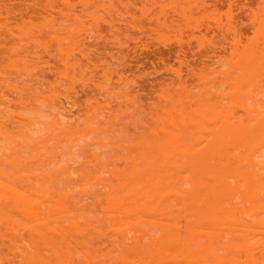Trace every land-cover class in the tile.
<instances>
[{
	"label": "rangeland",
	"instance_id": "1",
	"mask_svg": "<svg viewBox=\"0 0 264 264\" xmlns=\"http://www.w3.org/2000/svg\"><path fill=\"white\" fill-rule=\"evenodd\" d=\"M43 1H44V3L42 4ZM72 1H74V2H72ZM34 2H36V5L37 4L38 5L35 6ZM122 2L125 5H123ZM84 3L87 5H85ZM127 3H129V4H127ZM261 3H263V4H261ZM18 6H20V7H18ZM28 6L30 8H25ZM48 6H49V8H48ZM36 7L38 9H36ZM134 8H136V9H134ZM12 9H14V10H12ZM34 9L36 10V12L34 11ZM105 9L109 10V11H106ZM147 9H148V11H147ZM90 13H92V14H90ZM5 14H6V16H5ZM48 14H50V15H48ZM77 14L79 15V17ZM143 14H144V16H143ZM183 14H184V16H183ZM119 15H121V16H119ZM82 17H83V19H82ZM77 18H78V20H77ZM92 18H93V20H92ZM110 18H111V20H110ZM20 19L21 20L23 19V21L21 23H20ZM101 19L103 21H101ZM33 22H35V24ZM262 23L264 24V0H208V1H206V0H150V1L149 0H123V1L122 0H109V1L108 0H86V1L85 0H47V1H45V0H0V69H1L0 70V72H1V74H0V90H2L0 92V97H2V98H0L1 99L0 101L2 103V104L0 103V118H1L0 121H2L0 126L2 125L3 129L5 128V130L2 129L3 131H1V128H0V131L4 133V131L7 132V130H8V132H9V133L5 134L6 140H3V141H5V143L4 142L0 143V152L1 151L6 152V154H5V152L0 153L2 155L1 160H4L5 158H8L10 155H13L17 152L19 154H21L22 152L20 153L19 150L22 149L24 146L26 148H28L27 145H25V143L24 144H23V142L19 143V141H18V140L21 141V139L22 140L24 139L23 141H25V138H22L25 135L18 137L17 135H19V133L17 135L16 134L14 135V133H13L14 136L12 135L13 136L12 138L8 137L9 136L8 134H12L11 132H13L15 129H17V127H19V125H18L19 122H20V125L23 123L22 126H24L26 122L28 123V125L30 124L28 121H26V119H24L26 122H24V120L22 119V118H24L23 115L28 113V112L26 113V110H28V109L30 110L31 105L33 104L32 107L35 106V108L33 107L34 110H36V107H38L37 109L39 110V112H41L42 110H40L41 108H39L38 103L39 102L41 103L43 101V103L40 104L42 106V109H43L46 104L48 105L52 101V105L51 104H50V106L48 105L51 110H53L51 107H53L57 104H58V106L55 107L57 109H55L53 107L55 109V111L54 112L51 111L50 115L52 117V114L56 113L55 115L57 116V118H60V120L57 119L58 120L57 121L56 116L54 115L55 118H53L54 116L52 117L54 120L52 119L50 121V123L46 121V120H48V121L50 120L48 118L49 115L44 114V112L47 113L48 111H50V109L47 110L48 106L46 105V110L44 109L43 115L46 116L44 121H46L48 123V125L46 124V122L45 123L43 122V119H42L43 117L40 118L42 121H39V122H42V124L43 123L44 124L39 126L40 132H37V133L45 132L46 131L45 129L48 130L47 127L50 126L48 133L50 131H51V133L54 132V131H52V128H53V130H55L57 132V135H58V133L60 132L59 130H61V127H65L67 125L66 127L69 128V130H68V128L65 127L67 131L64 129V131L62 132L64 134H66L65 136L62 135L60 132V135H62L63 138H59V137H61L60 135L59 136L55 135L56 132H55V134H53L51 136L52 140L49 139L50 138L49 134L47 136L48 137L47 140H51L52 142L54 140L53 138L56 137L54 140L55 142H53V144L54 143L56 144L57 139H58L57 144L58 145L62 144L64 146L63 149L65 150V152L67 150V152L65 154L62 151V149H59V147L56 145H53L54 148L56 149V154H53V152H55L53 147H51V149H49V151L52 150L51 152H49V153L47 151L44 152V149L45 148L47 149L48 147L44 148V146H45L44 140L45 139L44 140L41 139L44 146L41 145V152L40 153L43 156L41 155L42 158L40 157V159H42L40 163L42 164V166L44 168H42L40 163H39V166H41L40 167L41 169L39 168V166H38V168L40 169V171H42V169L45 170V168H46L47 173H48V169L50 170V172H49L50 174L48 173V178L49 177L54 178L53 182L50 183L51 182V179H50V181L46 180L47 182H45V183L47 185L52 184L51 188L53 190L48 189L47 185L44 184L45 188H44V186H42L45 190V192H44L42 187H40L37 184V183H39L40 185H42L41 182L44 183V181L36 182V180H40V179H38V178H40V176L37 177V179L35 177H33V178H35V180L34 179L32 180V178H31L32 175L34 176V174L37 175L41 172L39 170H37L38 169L37 165H35L36 167L34 166L35 169L37 170L36 172H33L34 171L33 169L30 170V168L33 167V165L31 163H33L34 161L32 160V161H30L31 163L30 162L28 163L27 162L28 159L23 160V159H25L23 156L24 153L21 154L23 161L22 160L20 161L18 159L16 160V158H17L16 155H15V157L13 155L14 159H12V160H16L15 162H17V164H15V166H17L20 171L21 170L23 171L21 174H23V173L26 174L25 177L24 176L23 177L24 178L28 177L29 179H31L30 182H28V181L25 182L26 183L25 190L28 191V189H29L28 186L31 185V187H32L31 182L35 181L34 183L37 185V187L39 186L40 188H37V187L35 188L34 187L35 185L33 183V187H34L33 189L34 190L39 189V191L43 190V193H46L47 197L53 196L54 192L56 191L55 194L57 196H59V198H61L59 195V194H61L60 190L62 189V194H63L64 192H66V190H68V188H70L67 191V194H70L72 196L74 194L75 195V197L73 196L74 198H76V197L79 198V196H80V197H82V200L90 202V201H92V199L94 197H92L88 193L92 192L93 194L92 193L91 194L94 196V193H96V192H94V190L97 191L99 189L98 191H100V193L99 192H97V193L101 194L103 191V188H105V187H103V188L100 187V185H102V184H99V183H97V184H99V186H96L97 185L96 183H91V185L95 184L94 187H91L92 189L90 188L91 185H89V187H88V185L84 186L85 184L80 178V175H82L81 171L84 170V168H82V167L85 166L83 164H86V166H85L86 168H89L88 165H90V167L92 165H94V167L97 168L96 163L99 161L98 164L100 163L103 165L99 164L100 166L98 165V167L104 168L108 172L113 171L117 167L123 168L124 167L122 165L123 162H124V165L127 166V163H130L129 161H131L132 159L134 160V157H136L135 154H133V155L130 154V153H134V152H132L133 151L132 146L136 147L135 151L137 153V151L142 150V148H140V147H142V144L145 143V139H146V142H147V140L148 141L152 140L151 138H149L147 136L148 134H145V133L148 132L149 136L150 135L153 136V134H156L155 136L159 137V138H160V135L164 134L159 129L160 128V126H159L160 121L158 122V120H160V117H159V119L157 117L160 116L158 114L159 109L161 110L160 106H162V108H164L165 105L169 104V103L168 104H166V103L170 99L173 101V102L169 101V102H172L171 103L172 106L170 104V106L172 108L169 106L170 107L169 109L170 110L172 109V111L168 110V108H167L168 106H167L164 109H162V112L164 110H166V111L168 110V112L169 111L173 112V114L178 117L179 115H177V114H178L179 110L177 111L176 109L180 108L182 111L180 110L179 112L181 114L183 112V114H185V116H188L190 119L191 123L189 124L188 131L189 132H196L197 135L200 136V138H198V136L196 134L195 135L197 137L194 135V133H192L196 137L194 139H196V140L198 139L197 144H196L197 141L195 142L194 139H193L194 140L193 142H195L196 146L198 147L199 143H201V141L203 140L201 143L202 145H199L198 148L193 147L194 148L193 151L196 149L198 151H200L201 150V149H199L200 146H202V148H206L205 147L206 145L207 146L210 145L211 148H213L214 151H212L209 148L210 146L207 147L209 149H207V148L202 149L203 154L206 152L205 155L214 154V152H215V154L219 155L220 152L224 151L225 147H226L228 152L230 150H236L235 148L234 149L232 148L233 145H231V144L226 145V143H223V145H222L221 143H219V141L215 142L216 139L212 140L209 138V137L212 138V136L207 135V134H213V138H215L214 136H216L217 133H222V132H217L219 129L223 130L222 128L218 129V127H220L222 125L221 122H227L228 124H231V122H232L234 124V122L231 121L232 116H236V117H234V118H237V120H238L236 123L240 122V120H241L242 122L244 121L243 122L244 124H247V122L251 120L250 122H248V124H249L248 127L244 126V128H243L242 126L244 124L243 125L241 124L242 128L240 129L239 128L240 126L238 125L236 127V129L238 130V128H239L240 131L242 129H244V130L246 129L248 131V134H245V133H247L246 130L241 131V134H243L241 136L242 137H245V136L249 137L250 136V138H252L253 141L255 140L254 143H256V144L254 146H250V145H252L253 142L251 144H248L249 146H246V147L244 146L246 149L251 150L250 152L248 150L245 151V148H243V149H241V147L237 148V149L240 148L241 151L244 150L245 152H247V153H244V156H243V154L241 156V157H243V161H244L245 160L244 159L245 154H248V155H246L247 156L246 162L244 161L245 163H243L242 160L241 159L240 160L243 164L248 163L246 166L243 165V167L245 166L248 168V170L253 172L254 169L251 168V167H253L251 165L252 164L251 162L255 161V158L259 152H261L260 156H262L264 154V148H262V147H264V142L263 143L260 142L262 139L264 140V138H263L264 137V101H263L264 98H262V97H264V92H263L264 91V78L262 77V76H264V64H263L264 63V30H262L264 25ZM25 24H26V28H25ZM261 25H263V26H261ZM53 26L55 27V30L52 29ZM29 28L33 29V30H31L33 32V34H31L30 30L28 32ZM50 28L52 31L49 30ZM58 29H59V31H58ZM77 29L80 31H78ZM16 30H17V32H16ZM36 30H38V32ZM7 31H9L10 34ZM86 31H89V32H86ZM56 32H58V34H56ZM21 33H24V35ZM50 33L52 36L50 35ZM53 33L56 35H54ZM26 34H30L31 36L32 35L33 36L31 37L30 35H26ZM90 34H91V36H90ZM10 35H11V37H9ZM33 37L35 38V40H37L38 38L40 40L41 39L42 40L40 42V40L38 39L37 41H39V42H37V44H38L37 45ZM231 37H233V38H231ZM48 38H49V40H48ZM13 39H15V40H13ZM43 39H44V41H43ZM71 39L73 40V42ZM57 40L61 41L62 43L61 42L56 43ZM17 41H19V42H17ZM24 41H26V42H24ZM49 41H50V43H49ZM47 42H48V44H47ZM214 42H216V43H214ZM9 43H11V44H9ZM242 43H243V45H242ZM13 44L15 45V47ZM56 44H57V47H56ZM58 44H60V46H62L63 49L60 48V49H62V52L65 50L64 51L65 53L63 52L62 54H65V56L67 54V56L65 58L63 57L65 59L64 61H63V59L60 60L61 56H62L61 50L58 52L55 51V50L59 49ZM21 45H22V47H21ZM88 45H89V48H88ZM12 46H13V48H12ZM7 48L8 49L12 48L13 50L9 49L10 50L9 51ZM4 49H7L8 51L7 50L5 51ZM39 50H40V52H39ZM237 50H239V51H237ZM11 51H12V55H11ZM59 52L61 55H59ZM205 52H207V53H205ZM14 53H16V55H18L20 57L19 58L20 61L17 59L18 56L14 55ZM57 53H58V55H57ZM31 54H33V55H31ZM244 54H246L247 56ZM2 55H4V56H2ZM13 55L16 56L17 58L14 57ZM30 55L32 57L29 58L28 56H30ZM255 55H257V56H255ZM6 56H8V57H6ZM246 57H248V58H246ZM21 58L22 59L24 58L25 60L21 61ZM251 58H253V59H251ZM4 59L6 60V62ZM8 59H10V60H8ZM14 59L17 60V62L14 61ZM11 61L13 63H11ZM25 61L27 62V65H26ZM65 61H67L66 62L67 64H64ZM179 61L181 64L179 63ZM243 61H245L246 63ZM22 62L23 63L25 62V63L22 64ZM39 62H40V64L38 65L37 63H39ZM258 62H259V64H258ZM59 63H61V64H59ZM78 64H79V66H77ZM15 65L17 66L16 68H15ZM260 66H261V68H260ZM10 67H12V68H10ZM78 67H80V68H78ZM246 67H247V69H246ZM197 68L199 70H196ZM256 69H258V70H256ZM111 70H113V71H111ZM23 71H25V72L29 71V72L28 73L24 72L25 73L24 74V73H22ZM176 71L178 74L175 73ZM248 71H249V73L246 74ZM87 72H88V74H87ZM201 72H202V74H201ZM5 73H7V74H5ZM254 73H256V74L254 76H252V74H254ZM140 74H141V76H140ZM176 75H178V76H176ZM197 75L198 76L200 75L201 77L199 76L200 77L199 78ZM34 76H36L37 78L30 81V79L34 78ZM209 76L211 77V79ZM26 77H27V80H29V81L26 80ZM208 77H209V79H208ZM214 77H215V79H214ZM19 78H20V80H19ZM23 78H24V80H23ZM22 80L26 83V86H24L25 85L24 82H21ZM35 80L37 82H38V80H39V82L41 81L39 86H38L39 82L37 83ZM19 82H21L20 85H19ZM27 82H29L30 85ZM42 82H43V84H42ZM69 82H71V83H69ZM129 83H130V85H129ZM260 83H261V85H260ZM33 84H35V85H33ZM21 85H22V87H21ZM48 85H49V87H48ZM219 85H220V87H219ZM50 86H51V88H50ZM54 87H55V89H54ZM201 87H203V88H201ZM18 88H20V89H18ZM251 88H252V90H251ZM257 88L259 91L257 90ZM23 89H25V90H23ZM27 89H29L28 91H30V92H28ZM39 89H40V91H39ZM50 89H52V90H50ZM201 89L203 92H201ZM10 90H12L13 92ZM55 90L57 92L55 96H57L58 94H61V95H59L58 97H55L54 96ZM25 91H27V94L25 93ZM206 91H207L208 95H207ZM213 91H214V93H212ZM17 92H19V93L23 92L24 96L21 93L19 94ZM36 92H38L39 95ZM215 92H216V94H215ZM245 92H247V93H245ZM28 93H30L33 96L32 97V98H34L33 100H35V97L37 95L39 97H40V95L41 96L43 95L42 99L43 98L44 99L50 98V99L49 100L47 99L46 101L44 99L43 100L38 99L41 101L36 100V102L38 101L36 104V102L34 103L31 98H29V99L27 98L28 100L25 99L27 102H29V100L31 99L30 100L31 102L29 105L22 98V100H24L26 102V105H27L26 106V105H23L24 102L21 100V96L26 98L27 97L26 95L30 96V94H28ZM177 94L180 95L181 97H179ZM17 95H18V97L21 95L19 97L21 100L20 105L23 103L22 105L24 107L22 105L20 106L19 104L17 106V103H19V101L17 103H15V105H14L15 100L16 101L18 100V99H16V98H18ZM34 95H35V97H34ZM62 95H64V96H62ZM38 96H37V98H38ZM182 97H186L185 98L186 100H184V98L181 99ZM219 97L221 98V100ZM172 98L177 100V102L180 99L179 100L180 104H179V102L177 103L176 101H174ZM3 99L6 101H4ZM13 99H15V100H13ZM216 99H218V101ZM204 100L207 102H205ZM7 101H8V103H7ZM212 101H213V103H211ZM160 102H161V104H160ZM182 102H183V104H181ZM231 102H233V103H231ZM190 103H192V104H190ZM203 103L208 107V111L206 109L207 107L204 106ZM238 103H240V104H238ZM103 105H105V106L103 107ZM238 105H240V106H238ZM25 106L28 109H24ZM107 106H108V108H107ZM178 106H181V107H178ZM203 106L205 108H203ZM6 107H7V109H5ZM58 107L60 109L61 108L62 109L60 110V109H58ZM238 107H240V108L238 109ZM2 108H3V110H2ZM18 108H20L23 111V112L20 111L23 113L22 117H20L21 114L19 115L17 110H16ZM202 108H203L204 112L207 111V115H206L207 118H208V116H211L212 120H211V122L209 121L210 124L211 123L215 124V125L217 124L215 121H214L215 123H213V120H215L217 115L221 119L224 118V120L222 119L223 121L221 120V122H219L221 125L219 124L220 126L217 125L215 128V125L213 126L211 124V126H210V124L208 123V125L210 126V128L208 129L209 126L205 125V124H207V123H205V121L208 122V119L210 117L207 120L204 119L206 117L204 116L205 113H203ZM245 108H247V109H245ZM90 109H92V110H90ZM7 110H9V111H7ZM14 110H15V113H12V111L14 112ZM24 110H25V113H24ZM38 110L32 111V112H37ZM56 110L58 113L56 112ZM191 110H193V111H191ZM174 111L177 114H175ZM213 111L216 113V115H215V113L213 115L214 117L216 116L214 119L212 117ZM245 111H247V112L244 114ZM32 112H31V114H32ZM250 112L252 113L251 116H249ZM254 112H255V114H254ZM8 113H10V114H8ZM29 114H30V111H29ZM48 114H49V112H48ZM222 114L225 116H223ZM162 115H163V113L161 114V116ZM221 115L223 117H221ZM1 116L3 117V119ZM9 116L11 118H13L12 119L13 122H16L18 124L13 123L12 120L9 121ZM41 116H42V114H41ZM175 116H174V118H175ZM203 116H204V118H202ZM109 117H110V119H109ZM219 117H217V118L220 119ZM249 117H250V119H249ZM25 118H27V117H25ZM28 118L30 119L31 115ZM226 118L227 119L229 118L228 121L230 123L227 121ZM234 118H233V120H234ZM5 119H6V121H4ZM178 119L179 118H177V120ZM200 119L205 120V121L204 122L202 120L199 121ZM86 120H87L86 124H88V126H90V128H91V125L93 126L92 129H95L94 132L97 129V133L99 132L98 133L99 137H98V135H96L97 134L96 132H95L96 137H95L93 131L91 132V130H90V132H89L88 131L89 127L87 128L86 124H85L86 126L83 125L86 122ZM52 121H55V122H52ZM88 121L92 122V124L89 123ZM193 121H194L195 125L192 124ZM216 121L218 122L219 120H216ZM201 122H202V125H201ZM38 123L34 124L35 125V126H33L34 129H35V127H37L36 129H38V126H37ZM57 123H62V124H60V129H59V127H58L59 125H57ZM252 123H254V125ZM15 124H16V126H15ZM80 124L83 125L82 130L78 131V129H80V127H81ZM238 124H240V123H238ZM54 126L56 128L58 127L59 130L54 129L55 128ZM119 126H120V128H119ZM156 126L158 129L156 128ZM205 126L206 127L208 126V127L206 128ZM235 126H234V128H235ZM257 126H258V128H257ZM25 127H27V125H25ZM84 127H86L87 130ZM145 128H146V131H145ZM204 128L210 130V133L208 132V130H206L207 131L206 133H203L201 129H204ZM234 128H232V130ZM27 129H30V128L28 127ZM31 129H32V127H31ZM99 129L101 131H99ZM211 129H212V131H211ZM17 130H15V131L17 132ZM20 130H21V128H19L18 132H20ZM22 130H26V129H24V127H23ZM42 130H44V131H42ZM76 130L79 132L78 133L79 135L76 133L77 136H80L81 138L79 137L76 139V137H77L75 134ZM84 130H86V131H84ZM180 130H183V129H180ZM192 130H194V131H192ZM27 131H29V130H27ZM65 131L69 132V133H71V132L74 133L75 137H74V135L72 137H68L67 133ZM81 131L82 132L84 131V134ZM103 131H105V132H103ZM183 131H181V132H183ZM234 131H236V130H234ZM238 131H237V133H238ZM22 132H24V131H22ZM29 132L31 133V131H29ZM107 132H108V134H107ZM211 132H213V133H211ZM230 132L232 133V131H230ZM242 132H244V133H242ZM46 133L47 132H45V135H46ZM81 133L83 135H86V136L84 137ZM100 133H103V137H102V135L100 136ZM104 133L106 134V136L107 135L108 136L106 137ZM183 133H185V132H183ZM80 134L83 136L84 142L87 139L86 141L88 143H90V144L86 143V145L87 144L88 145L85 148L82 147V145H84V142H82L83 138ZM87 134H89V136ZM142 134H143V139L144 138L145 139L143 141L140 138V140H142L141 141L142 143L140 142L141 144H139V142H137V141H139L138 140L139 138H137V135H139V137H142ZM144 134L147 137H145ZM158 134H160V135L158 136ZM192 134H190V135L193 136ZM238 134H236L235 137L238 136ZM71 135L72 134H70V136ZM4 136L2 139H5ZM30 136H32V135H30ZM33 136H37L36 132L33 134ZM241 136H240V138H241ZM16 137H18V138H16ZM41 137H43V135L40 136V138ZM45 137H43V138H45ZM101 137L103 138L102 140H101ZM125 137H126V139H125ZM154 137H152V138H154ZM162 137L165 138V134L162 135ZM40 138L37 139L34 137L33 139H35V140L37 139L36 140V142H37L38 140L40 141ZM220 138L222 139L221 136H220ZM236 138H238V137H236ZM240 138H238V139H240ZM257 138H260V140ZM14 139H18V140H14ZM61 139H64V141H66L67 143L61 141ZM90 139H92V140H90ZM199 139L201 141H199ZM9 140H14V146H13V143L7 142ZM71 140L74 142L72 148H71V144H72ZM134 140H137V141H134ZM16 141L20 145L22 143L24 146L22 145V147L20 146L21 147L20 148L18 146V144L17 145L15 144ZM60 141H61V143H59ZM78 141H80L81 143ZM220 142H223V141L220 140ZM6 143H7V145H10V146L12 145L14 150H15V145H16V149H17V150H15L16 152H14L13 148H12V150L8 149V148H11L12 146L11 147L6 146L7 148L3 147L4 144H6ZM45 143H47V142L45 141ZM48 143L51 146L52 143L50 141H48ZM68 143L70 144V147H69ZM218 143L222 145L220 148H224L223 150L217 151V149H220L218 146ZM26 144H28V143L26 142ZM66 144H68V147L70 148V150L66 146ZM62 145H60V147ZM139 145H140V147H139ZM193 145H194V143L192 144V146ZM228 145L229 146L231 145L230 148L228 147ZM238 145L239 144L237 143L236 146H238ZM50 146H49V148H50ZM1 147L5 148V150H3V149L1 150ZM18 148H20V149H18ZM38 148H40V147H38ZM254 148H255V150H254ZM7 150H8V152H7ZM22 150H20V151H22ZM57 150H59V151H57ZM68 150H69V152L71 151V153H73L72 154L73 160H72V158H70L71 154H69ZM80 150H83V153H81ZM256 150L257 151L259 150V152H257ZM33 151H32V153L30 150L28 151L31 153V154H29L30 156L34 155ZM24 152H25V157H26V151H24ZM35 152H36V150H35ZM79 152H80V154H79ZM252 152H255V153L257 152L256 153L257 155L252 153ZM45 153L46 154L48 153L47 156ZM67 153H68V156L69 155L70 156L69 157L67 156V158H66ZM92 153H95V154H92ZM128 153H129V155H128ZM251 153H252V155H251ZM90 154L94 155L93 156L94 160L92 158L89 159ZM200 154H202V153H200ZM200 154H198V155H200ZM240 154H241V152H240ZM63 155H64V157H63ZM87 155L89 156L88 158H87ZM109 155H110V157H109ZM130 155L132 158L130 157ZM205 155H204V159H206V157H208V156L205 157ZM253 155H254V157H252ZM44 156H46V157H44ZM119 156L120 157L125 156V158H124L125 161L122 162L121 161L122 159H120ZM200 156H202V155H200ZM260 156L257 157L258 159L256 158L257 161L259 160V158H261ZM84 157L86 158V160H85L86 163L84 162V159H85ZM129 157L131 160H128ZM250 157H252V158H250ZM10 158H12V157L10 156ZM30 158H32V157H30ZM57 158H58V160H56ZM63 158L65 160H63ZM253 158H254V160H253ZM44 159H46L45 164L47 167H45L43 164ZM66 159H67V161H69V160L70 161L67 163V162H65ZM95 159H99V160H97V162L95 163V161H96ZM126 159L128 161H126ZM200 159H201V157H200ZM204 159H202V160H204ZM29 160H31V159H29ZM60 160H61V162H60ZM76 160L78 161V163ZM92 160L94 161V164H93ZM101 160H102V162H101ZM62 161H64V162H62ZM72 161H73V163L76 162L77 164L76 163L71 164ZM205 161H207V160H205ZM249 161H250V163H249ZM261 161L262 160H260V162ZM7 162L10 163L9 160ZM20 162H22L23 165ZM48 162L49 163L52 162L51 163L52 165L48 164ZM239 162L240 161H238V163ZM260 162H259V164H257V163L256 164L257 165L261 164L262 166H264L263 165L264 161H262L263 163H260ZM61 163H63V164H61ZM203 163L205 164V162H203ZM212 163H214V162H212ZM242 163L239 166H237L238 164L236 162V164H237L236 166L238 168L239 167L241 168ZM3 164H4L3 166L5 168H7L8 166L10 167V165L6 164V162ZM5 164L8 166L6 167ZM28 164H29V166H31V165L32 166L29 168V166L27 167ZM37 164H38V162H37ZM53 164H58V165H55L54 167H52ZM64 164L66 165L65 167H64ZM79 164H81V166H79ZM211 164H207V166H209ZM67 165L71 166V167H67ZM76 165L78 166L77 171H76V168H75V170H73V168L76 167ZM48 166H50V167H48ZM57 166L62 167V169L64 170V174L66 172V170L64 168H66V169L70 168L69 172L71 170H73L74 174H72V171L70 172L71 176H74L72 178L73 182L70 181V182H72V184H70V182L68 181L71 176L69 178L66 177L67 174H69V172L67 171L68 173H66V176H65V175H63V172H62L63 170L61 171V169L58 168ZM17 167L15 169L13 168V170L18 171ZM56 167H57V171H59V172L61 171L60 175H58L59 173L56 171V169H55ZM80 167H81V171H80ZM94 167L92 169H95ZM245 167H244V170H247V168L245 169ZM52 170L55 173V174H53V176H52V173H53ZM241 170H243V169L241 168ZM254 172L256 173L257 171L254 170ZM261 172L264 174L263 170H261ZM28 173H29V175L31 174L30 177H29V175L27 176ZM260 173L258 172L255 175H257V174L260 175ZM262 173H261V175H262ZM19 174H20V172H19ZM104 175L106 178L110 177V175L107 173H104ZM59 176L62 178H60ZM55 177L56 178L58 177V178L62 179L63 181L59 180L58 178L56 180ZM63 177H65V178H63ZM258 178L260 179V182H258L259 181ZM41 179H44V178L41 177ZM64 179L66 181H64ZM253 179H252V182H253ZM255 179H256V176H255ZM261 179H262L261 176L257 177V180H255L256 184L253 185V188H255V186L258 184H259L258 186L261 185V188L264 186V184H263L264 183V177H263L262 181H261ZM57 181H58V183H57ZM255 181H254V183H255ZM62 182H64L63 184L67 188V189H65V191H64V187H61V186H63V184H61ZM66 182L69 183L70 187L67 186ZM78 182H80V183H78ZM53 184H56V185H53ZM57 185H58V187H60L58 189L59 191L57 190V187H56ZM71 185H74L73 191H72ZM258 186H256V187H258ZM31 187H30V189H32ZM96 188H98V189H96ZM101 188H102V190H101ZM259 188L260 187H258V189ZM33 189L31 191L29 190L28 192L31 193L33 191L34 193L36 192V195H39V197H40V195L42 197L44 196V194L42 195V193H40L41 191L38 192V190L34 191ZM87 189H91L90 192ZM262 189H264V187ZM70 190H71V192H74V193H71ZM255 190H256L255 193H257V189H255ZM81 191L83 194L79 193ZM85 191L88 193L84 194ZM241 191H243V190H241ZM259 192L261 194L260 193H258V194L261 195V199L263 200L261 203H263L264 197H262V194L264 193V190L259 191ZM80 194H82V196ZM57 196H55L54 198L57 199L56 198ZM89 196L92 198H90ZM255 196L258 197L257 194H255ZM98 199H102V198L100 197ZM257 199H260V196ZM261 199H260V201H261ZM68 200H70V198ZM238 202H240V201H238V199H236V209L235 210L237 212V214H236L237 222L239 221L240 223L238 222L239 226H237L235 233H237L239 230L241 231L242 228L245 226L246 227L249 226L251 228V230H249L250 232L252 231V233H256V231L254 232L253 230H256V229L259 230L257 228V226L259 223L258 221H260L259 218H262V219L264 218V212H263L264 211V207H263L264 205L263 206L260 205L262 208L260 206H258V209H255L256 212L260 210L259 213L258 212L252 213L251 212L252 209L250 207L252 204H250V202H245L250 207V208H248L247 205L245 206V208L246 209L248 208V210H246L245 208L240 209L242 206L239 208V205H242L243 201H242V204L237 205ZM243 205H245V204H243ZM254 208H256V207H254ZM261 209H262V211H261ZM244 210L246 211V213L244 212ZM255 210H253V211H255ZM247 211H249L250 213ZM243 212H244V214H243ZM260 213H263V214H260ZM250 214H252V215H250ZM254 214L255 215L259 214V216L257 217L259 220L258 219L255 220L256 216ZM245 215H247L246 218H245ZM252 219H254V220H252ZM255 221H256V223H255ZM262 221L264 222V220H262ZM241 222H242V225H241ZM263 222H261V223H263ZM248 224H250L251 226ZM255 225H257L256 228H255ZM3 228L5 229L4 226L0 227V230L1 229L3 230ZM262 229H264V228H262ZM240 231H239V233H241ZM244 233H245V231H244ZM257 233H261V230H260V232L257 231ZM253 236H251V237L245 236L246 238H243L244 243L247 240V242H246L247 243V246H246L247 249H245V248L243 249V251L246 253H243V251L241 250L240 251L241 253L237 251V252H235L236 253L235 255L233 254L234 259L235 260L237 259L236 261H238L242 258L240 261H238L240 264H242L241 262H243V261H244L243 264H255V263L256 264H258V263L264 264V250L262 249V247L264 246V242H262V241H264V239L260 238V240H259L258 237H260L261 236L260 235L257 237L258 240L255 237L252 240ZM250 239L252 240L251 241L252 243L255 240L254 244H253L254 246H252V243L249 241ZM256 240L259 241L258 243L262 244L263 246L262 245L259 246V244H257ZM224 241H226L225 238H224ZM248 241H249V244H248ZM255 243L257 245H255ZM249 245H250V247H249ZM256 246H257V249H256ZM258 246L260 247V249ZM254 247H255V249H254ZM221 253L224 254V252H221ZM11 255L14 256V258L12 256L8 255V253H6V256H9L8 258L10 260H11V258L13 259V260H11L13 263L16 255L15 254L13 255L12 253H11ZM6 256L3 255V258L4 257L6 258ZM248 256H250L251 258L250 257L248 258ZM10 260L9 261H8V259L6 260L7 264H9V262H11ZM4 264H6V262H4Z\"/></svg>",
	"mask_w": 264,
	"mask_h": 264
},
{
	"label": "bare ground",
	"instance_id": "2",
	"mask_svg": "<svg viewBox=\"0 0 264 264\" xmlns=\"http://www.w3.org/2000/svg\"><path fill=\"white\" fill-rule=\"evenodd\" d=\"M47 1V0H45ZM86 1V0H85ZM109 1V0H108ZM123 1V0H122ZM150 1V0H149ZM208 1V0H206ZM52 2V1H51ZM50 2V3H51ZM74 2V1H72ZM92 2V1H91ZM111 2V1H110ZM204 2V1H203ZM210 2V1H209ZM35 3V6L36 5V2ZM41 3V2H40ZM44 3V1L42 2V4ZM142 3V2H141ZM154 3V2H153ZM157 3V2H156ZM57 4V3H56ZM82 4V3H81ZM85 4V3H84ZM98 4V3H97ZM123 4V2H122ZM129 4V3H127ZM158 4V3H157ZM212 4V3H211ZM228 4V3H227ZM263 4V3H261ZM49 5V4H48ZM87 5V4H85ZM125 5V4H123ZM208 5V4H207ZM217 5V4H216ZM235 5V4H234ZM46 6V5H45ZM100 6V5H99ZM119 6V5H118ZM121 6V5H120ZM128 6V5H127ZM154 6V5H153ZM172 6V5H171ZM20 7V6H18ZM32 7V6H31ZM53 7V6H52ZM83 7V6H82ZM81 7V8H82ZM88 7V6H87ZM101 7V6H100ZM117 7V6H116ZM134 7V6H133ZM157 7V6H156ZM258 7V6H257ZM261 7V6H260ZM259 7V8H260ZM25 8H30L29 6L28 7H25ZM42 8V7H41ZM44 8V7H43ZM47 8V7H46ZM49 8V6H48ZM47 8V9H48ZM112 8V7H111ZM145 8V7H144ZM147 8V7H146ZM179 8V7H178ZM197 8V7H196ZM236 8V7H235ZM36 9H38L36 7ZM53 9V8H52ZM51 9V10H52ZM59 9V8H58ZM86 9V8H85ZM113 9V8H112ZM136 9V8H134ZM242 9V8H241ZM14 10V9H12ZM31 10V9H30ZM50 10V9H49ZM106 10V9H105ZM111 10V9H110ZM34 11L36 12V10L34 9ZM62 11V10H61ZM74 11V10H73ZM106 11H109V10H106ZM113 11V10H112ZM124 11V10H123ZM148 11V9H147ZM156 11V10H155ZM7 12V11H6ZM5 12V13H6ZM38 12V11H37ZM87 12V11H86ZM98 12V11H97ZM122 12V11H121ZM142 12V11H141ZM196 12V11H195ZM258 12V11H257ZM16 13V12H15ZM39 13V12H38ZM60 13V12H59ZM93 13V12H92ZM90 13V14H92ZM119 13V12H118ZM148 13V12H147ZM160 13V12H159ZM199 13V12H198ZM127 14V13H126ZM50 15V14H48ZM69 15V14H68ZM78 15V14H77ZM85 15V14H84ZM106 15V14H105ZM128 15V14H127ZM6 16V14H5ZM42 16V15H41ZM82 16V15H81ZM121 16V15H119ZM124 16V15H123ZM144 16V14H143ZM184 16V14H183ZM256 16V15H255ZM17 17V16H16ZM40 17V16H39ZM53 17V16H52ZM70 17V16H69ZM79 17V15H78ZM100 17V16H99ZM158 17V16H157ZM165 17V16H164ZM12 18V17H11ZM44 18V17H43ZM66 18V17H65ZM9 19V18H8ZM33 19V18H32ZM42 19V18H41ZM81 19V18H80ZM83 19V17H82ZM86 19V18H85ZM88 19V18H87ZM90 19V18H89ZM161 19V18H160ZM248 19V18H247ZM260 19V18H259ZM28 20V19H27ZM34 20V19H33ZM58 20V19H57ZM78 20V18H77ZM93 20V18H92ZM111 20V18H110ZM162 20V19H161ZM169 20V19H168ZM23 21V19L21 20L20 19V23ZM29 21V20H28ZM31 21V20H30ZM69 21V20H68ZM98 21V20H97ZM101 21H103L101 19ZM255 21V20H254ZM258 21V20H257ZM2 22V21H1ZM12 22V21H11ZM36 22V21H35ZM35 22H33L35 24ZM56 22V21H55ZM100 22V21H99ZM111 22V21H110ZM161 22V21H160ZM263 22V21H262ZM91 23V22H90ZM233 23V22H232ZM33 24V25H34ZM43 24V23H42ZM73 24V23H72ZM107 24V23H106ZM114 24V23H113ZM263 24V23H262ZM4 25V24H3ZM258 25V24H257ZM264 25V24H263ZM261 25V26H263ZM28 26V25H27ZM84 26V25H83ZM108 26V25H107ZM131 26V25H130ZM161 26V25H160ZM167 26V25H166ZM232 26V25H231ZM234 26V25H233ZM12 27V26H11ZM10 27V28H11ZM22 27V26H21ZM35 27V26H34ZM54 27V26H53ZM52 29L55 30V27ZM57 27V26H56ZM5 28V27H4ZM8 28V27H7ZM25 28H26V24H25ZM49 28V27H48ZM114 28V27H113ZM262 28V27H261ZM38 29V28H37ZM63 29V28H62ZM61 29V30H62ZM97 29V28H96ZM239 29V28H238ZM6 30V29H5ZM4 30V31H5ZM8 30V29H7ZM18 30V29H17ZM16 30V32H17ZM31 32V34H33V32L31 30L33 29H28V32ZM39 30V29H38ZM38 30H36L38 32ZM50 31L51 28L49 29ZM48 30V31H49ZM78 30V29H77ZM98 30V29H97ZM262 30H264V27L262 28ZM41 31V30H40ZM59 31V29H58ZM67 31V30H66ZM80 31V30H78ZM82 31V30H81ZM9 34L10 32L7 31ZM27 32V31H26ZM25 32V33H26ZM55 32V31H54ZM61 32V31H60ZM59 32V33H60ZM72 32V31H71ZM86 32H89V31H86ZM252 32V31H251ZM256 32V31H255ZM4 33V32H3ZM7 33V34H8ZM70 33V32H69ZM77 33V32H76ZM12 34V33H11ZM18 34V33H17ZM24 35V33H21ZM54 34V33H53ZM56 34H58V32H56ZM54 34V35H56ZM85 34V33H84ZM230 34V33H229ZM246 34V33H245ZM13 35V34H12ZM26 35H30V34H26ZM51 35V33H50ZM3 36V35H2ZM31 36V35H30ZM33 36V35H32ZM31 36V37H32ZM36 36V35H35ZM52 36V35H51ZM71 36V35H70ZM89 36V35H88ZM91 36V34H90ZM11 37V35L9 36ZM13 37V36H12ZM25 37V36H24ZM27 37V36H26ZM37 37V36H36ZM55 37V36H54ZM67 37V36H66ZM69 37V36H68ZM4 38V37H3ZM8 38V37H7ZM22 38V37H21ZM34 38V37H33ZM43 38V37H42ZM50 38V37H49ZM48 38V40H49ZM57 38V37H56ZM83 38V37H82ZM233 38V37H231ZM18 39V38H17ZM32 39V38H31ZM39 39V38H38ZM37 39V40H38ZM54 39V38H53ZM69 39V38H68ZM236 39V38H235ZM245 39V38H244ZM15 40V39H13ZM35 40V38H34ZM35 40L36 44L37 41ZM40 40V39H39ZM42 40V39H41ZM40 40V42H41ZM65 40V39H64ZM72 40V39H71ZM238 40V39H237ZM236 40V41H237ZM262 40V39H261ZM2 41V40H1ZM5 41V40H4ZM22 41V40H21ZM27 41V40H26ZM24 41V42H26ZM33 41V40H32ZM44 41V39H43ZM82 41V40H81ZM136 41V40H135ZM234 41V40H233ZM245 41V40H244ZM258 41V40H257ZM19 42V41H17ZM16 42V43H17ZM30 42V41H29ZM57 42H61V41H56ZM73 42V40H72ZM71 42V43H72ZM110 42V41H109ZM247 42V41H246ZM254 42V41H253ZM263 42V41H262ZM12 43V42H11ZM9 43V44H11ZM21 43V42H20ZM33 43V42H32ZM50 43V41H49ZM62 43V42H61ZM134 43V42H133ZM139 43V42H138ZM146 43V42H145ZM216 43V42H214ZM235 43V42H234ZM238 43V42H237ZM18 44V43H17ZM28 44V43H27ZM35 44V43H34ZM48 44V42H47ZM14 45V44H13ZM38 45V44H37ZM59 45V49L55 50L56 52L60 51L61 50V54L65 51L62 52V46ZM85 45V44H84ZM148 45V44H147ZM243 45V43H242ZM259 45V44H258ZM35 46V45H34ZM87 46V45H86ZM141 46V45H140ZM214 46V45H213ZM256 46V45H255ZM15 47V45H14ZM22 47V45H21ZM30 47V46H29ZM56 47H57V44H56ZM250 47V46H249ZM13 48V46H12ZM12 48H9L11 50H13ZM62 48V49H60ZM79 48V47H78ZM88 48H89V45H88ZM231 48V47H230ZM254 48V47H253ZM252 48V49H253ZM258 48V47H257ZM260 48V47H259ZM8 49V48H7ZM7 49H4L5 51ZM8 49V50H9ZM7 50V51H8ZM23 50V49H22ZM21 50V51H22ZM50 50V49H49ZM147 50V49H146ZM179 50V49H178ZM248 50V49H247ZM257 50V49H256ZM260 50V49H259ZM10 51V50H9ZM16 51V50H15ZM20 51V52H21ZM28 51V50H27ZM35 51V50H34ZM209 51V50H208ZM239 51V50H237ZM254 51V50H253ZM24 52V51H23ZM40 52V50H39ZM48 52V51H47ZM79 52V51H78ZM140 52V51H139ZM259 52V51H258ZM5 53V52H4ZM22 53V52H21ZM30 53V52H29ZM36 53V52H35ZM38 53V52H37ZM44 53V52H43ZM52 53V52H51ZM65 53V52H64ZM71 53V52H70ZM83 53V52H82ZM191 53V52H190ZM207 53V52H205ZM53 54V53H52ZM60 52H59V55H61ZM194 54V53H193ZM231 54V53H230ZM248 54V53H247ZM252 54V53H251ZM258 54V53H257ZM11 55H12V51H11ZM10 55V56H11ZM14 55H16V53H14ZM13 55V56H14ZM33 55V54H31ZM28 56L29 58L32 57V56ZM37 55V54H36ZM47 55V54H46ZM58 55V53H57ZM159 55V54H158ZM246 55V54H244ZM4 56V55H2ZM12 56V57H13ZM18 56V55H16ZM14 56V57H16ZM67 56V54H66ZM65 54H62L61 56V59H63V61L65 60L64 58L66 57ZM193 56V55H192ZM235 56V55H234ZM247 56V55H246ZM257 56V55H255ZM8 57V56H6ZM13 57V58H14ZM35 57V56H34ZM49 57V56H48ZM47 57V58H48ZM64 57V58H63ZM194 57V56H193ZM236 57V56H235ZM263 57V56H262ZM17 58V57H16ZM15 58V59H16ZM19 56H18V60H19ZM68 58V57H67ZM73 58V57H72ZM195 58V57H194ZM198 58V57H197ZM196 58V59H197ZM248 58V57H246ZM255 58V57H254ZM17 62V60H15ZM37 59V58H36ZM45 59V58H44ZM165 59V58H164ZM253 59V58H251ZM260 59V58H259ZM5 60V59H4ZM10 60V59H8ZM22 60H25L24 58L22 59L21 58V61ZM68 60V59H67ZM73 60V59H72ZM158 60V59H157ZM175 60V59H174ZM181 60V59H180ZM248 60V59H247ZM255 60V59H254ZM262 60V59H261ZM20 61V60H19ZM18 61V62H19ZM77 61V60H76ZM75 61V62H76ZM178 61V60H177ZM199 61V60H198ZM246 61V60H245ZM243 61V62H245ZM6 62V60H5ZM26 62V61H25ZM24 62V63H25ZM67 61L64 62V64H67L66 63ZM156 62V61H155ZM197 62V61H196ZM203 62V61H202ZM4 63V62H3ZM11 63H13L11 61ZM10 63V64H11ZM22 62V64H24ZM74 63V62H73ZM180 63V61H179ZM201 63V62H200ZM246 63V62H245ZM38 65L40 64L37 63ZM61 64V63H59ZM98 64V63H97ZM181 64V63H180ZM228 64V63H227ZM243 64V63H242ZM255 64V63H254ZM259 64V62H258ZM264 64V63H263ZM26 65H27V62H26ZM37 65V66H38ZM155 65V64H154ZM200 65V64H199ZM13 66V65H12ZM25 66V65H24ZM79 66V64L77 65ZM106 66V65H105ZM253 66V65H252ZM14 67V66H13ZM17 66L15 65V68ZM28 67V66H27ZM51 67V66H50ZM66 67V66H65ZM74 67V66H73ZM109 67V66H108ZM201 67V66H200ZM259 67V66H258ZM12 68V67H10ZM20 68V67H19ZM80 68V67H78ZM111 68V67H110ZM171 68V67H170ZM245 68V67H244ZM261 68V66H260ZM95 69V68H94ZM206 69V68H205ZM247 69V67H246ZM1 70V69H0ZM21 70V69H20ZM106 70V69H105ZM133 70V69H132ZM171 70V69H170ZM196 70H199L198 68ZM258 70V69H256ZM30 71V70H29ZM28 71V72H29ZM113 71V70H111ZM191 71V70H190ZM5 72V71H4ZM20 72V71H19ZM25 71H23L22 73H24ZM27 71L25 73H28ZM47 72V71H46ZM68 72V71H67ZM101 72V71H100ZM135 72V71H134ZM24 73V74H25ZM65 73V72H64ZM63 73V74H64ZM114 73V72H113ZM142 73V72H141ZM177 73V71L175 72ZM192 73V72H191ZM199 73V72H198ZM222 73V72H221ZM235 73V72H234ZM249 71L246 73L248 74ZM257 73V72H256ZM256 73L252 74V76H254ZM1 74V72H0ZM7 74V73H5ZM13 74V73H12ZM30 74V73H29ZM88 74V72H87ZM93 74V73H92ZM109 74V73H108ZM136 74V73H135ZM145 74V73H144ZM147 74V73H146ZM178 74V73H177ZM180 74V73H179ZM202 74V72H201ZM27 75V74H26ZM207 75V74H206ZM222 75V74H221ZM4 76V75H3ZM141 76V74H140ZM178 76V75H176ZM196 76V75H195ZM198 76V75H197ZM200 76V75H199ZM198 76V77H199ZM208 76V75H207ZM224 76V75H223ZM238 76V75H237ZM7 77V76H6ZM33 77V76H32ZM135 77V76H134ZM147 77V76H146ZM201 77V76H200ZM199 77V78H200ZM210 77V76H209ZM208 77V79H209ZM243 77V76H242ZM250 77V76H249ZM264 78V76H262ZM37 78L36 76H34V78L30 79L33 80ZM56 78V77H55ZM207 78V77H206ZM213 78V77H212ZM253 78V77H252ZM17 79V78H16ZM69 79V78H68ZM211 79V77H210ZM215 79V77H214ZM224 79V78H223ZM250 79V78H249ZM20 80V78H19ZM24 80V78H23ZM21 81V82H24V81ZM26 80H27V77H26ZM100 80V79H99ZM106 80V79H105ZM109 80V79H108ZM222 80V79H221ZM247 80V79H246ZM256 80V79H255ZM29 81V80H27ZM36 81V80H35ZM91 81V80H90ZM213 81V80H212ZM211 81V82H212ZM220 81V80H219ZM226 81V80H225ZM11 82V81H10ZM19 82V85L20 83ZM37 82V81H36ZM39 82V80H38ZM37 82V83H38ZM41 82V81H40ZM40 82L38 84V86L40 85ZM169 82V81H168ZM231 82V81H230ZM250 82V81H249ZM25 83V82H24ZM29 84V82H27ZM59 83V82H58ZM71 83V82H69ZM204 83V82H203ZM206 83V82H205ZM218 83V82H217ZM221 83V82H220ZM240 83V82H239ZM258 83V82H257ZM43 84V82H42ZM210 84V83H209ZM215 84V83H214ZM30 85V84H29ZM32 85V84H31ZM35 85V84H33ZM37 85V84H36ZM50 85V84H49ZM48 85V87H49ZM65 85V84H64ZM73 85V84H72ZM107 85V84H106ZM130 85V83H129ZM132 85V84H131ZM261 85V83H260ZM26 86V83L25 85ZM43 86V85H42ZM69 86V85H68ZM210 86V85H209ZM258 86V85H257ZM20 87V86H19ZM22 87V85H21ZM47 87V88H48ZM206 87V86H205ZM220 87V85H219ZM218 87V88H219ZM246 87V86H245ZM24 88V87H23ZM46 88V89H47ZM51 88V86H50ZM58 88V87H57ZM128 88V87H127ZM200 88V87H199ZM203 88V87H201ZM20 89V88H18ZM22 89V88H21ZM43 89V88H42ZM55 89V87H54ZM100 89V88H99ZM98 89V90H99ZM123 89V88H122ZM210 89V88H209ZM25 90V89H23ZM29 89H27L28 91ZM36 90V89H35ZM52 90V89H50ZM58 90V89H57ZM205 90V89H204ZM222 90V89H221ZM236 90V89H235ZM252 90V88H251ZM258 90V88H257ZM2 90H0L1 92ZM8 91V90H7ZM12 91V90H10ZM27 91H25V93L27 94ZM32 91V90H31ZM37 91V90H36ZM40 91V89H39ZM210 91V90H209ZM216 91V90H215ZM224 91V90H223ZM259 91V90H258ZM13 92V91H12ZM30 92V91H28ZM53 92V91H52ZM55 94L54 96L56 95V90L54 91ZM53 92V93H54ZM201 92L202 89H201ZM243 92V91H242ZM264 92V91H263ZM4 93V92H3ZM15 93V92H14ZM19 93V92H17ZM21 93V92H20ZM19 93V94H20ZM38 95L39 93L36 92ZM207 93V91H206ZM214 93V91L212 92ZM220 93V92H219ZM222 93V92H221ZM247 93V92H245ZM23 96V92L21 93ZM30 94V93H28ZM48 94V93H47ZM172 94V93H171ZM216 94V92H215ZM37 95V96H38ZM59 95L61 94H58L57 96L55 97H58ZM178 95V94H177ZM208 95V93H207ZM21 96V95H20ZM19 96V97H20ZM23 96H21V100L22 98L25 100V99H29L31 98L32 101L35 103L36 100L38 99H42L43 95L40 97L37 96L35 97V100H33L34 98H32L33 96L30 94L29 95H26L27 97L24 98ZM64 96V95H62ZM168 96V95H167ZM179 97H181L180 95H178ZM224 96V95H223ZM228 96V95H227ZM4 97V96H3ZM18 97V95H17ZM16 98L18 99L17 101L15 99V102H14V105L15 103H17L19 101V103H17V106L18 104L20 105L21 103V100L20 98ZM222 97V96H221ZM2 98V97H0ZM75 98V97H74ZM157 98V97H156ZM170 98V97H169ZM175 98V97H174ZM174 98H172L174 101L177 102V100H175ZM186 100L185 98L186 97H182L181 99ZM204 98V97H203ZM207 98V97H206ZM220 98V97H219ZM264 98V97H262ZM27 99V100H28ZM30 99V100H31ZM48 99V98H47ZM47 99H44L45 101ZM50 99V98H49ZM48 99V100H49ZM54 99V98H53ZM67 99V98H66ZM125 99V98H124ZM132 99V98H131ZM166 99V98H165ZM178 99V98H177ZM214 99V98H213ZM212 99V100H213ZM1 100V99H0ZM4 100V99H3ZM11 100V99H10ZM22 100L24 102L23 105H26V102ZM27 102L29 105H30V101ZM41 100H38V101H41ZM52 100V99H51ZM50 100V101H51ZM65 100V99H64ZM86 100V99H85ZM135 100V99H134ZM155 100V99H154ZM158 100V99H157ZM180 100V99H179ZM178 100V102H179ZM218 101V99H216ZM221 100V98H220ZM224 100V99H223ZM227 100V99H226ZM6 101V100H4ZM12 101V100H11ZM37 101V102H38ZM58 101V100H57ZM84 101V100H83ZM106 101V100H105ZM113 101V100H112ZM169 101H172L169 99ZM167 101L166 104L168 105H163L164 108L167 107L168 110H170L169 108L172 106V102H169ZM205 101V100H204ZM229 101V100H228ZM261 101V100H260ZM264 101V100H263ZM10 102V101H9ZM36 102V104H37ZM175 102V103H176ZM177 102V103H178ZM185 102V101H184ZM207 102V101H205ZM239 102V101H238ZM1 103V101H0ZM8 103V101H7ZM43 103V101L41 102ZM40 102L38 103V106L39 108H41L40 110H42L41 112H39V110L37 109L38 107H36V110H38L37 112H32V111H36L34 110L35 106L32 107L31 105V109L29 110L26 106L24 109H28L30 111V114H29V111L26 110V113L28 114H25L23 115L24 118H22L23 120L26 119V121H28L30 124L28 125V123L24 120L25 125H27V127L22 126V124L20 125V122L19 124L16 123V122H13V118H11L9 116V121L12 120L13 123H16L19 125V127H17V129L19 130V128H21L20 132H18L17 129H15L16 127V124H15V130H17V132L14 130L13 132H11L12 134H8L7 136L12 138L15 134L17 135L19 133V135H17L18 137H21V136H24L22 138H25V141H23L21 139L18 140V139H14V140H18L19 143L20 142H23V144L25 143V145H27L28 148H26L22 143L21 145L16 141L15 144L20 147H22V145L24 146L23 148L25 149H20L22 151L19 150V152L21 153H24L23 156L25 159L22 158L21 154H19L18 152L13 154L14 157L16 155V160H27V162L29 163L30 161H34L33 163H31L33 165L32 168H30L31 166H29V164L27 165V167L29 166L30 170H34L33 172H36L37 170L40 171V167L42 166V164L40 163L42 159H40L41 157V145L45 147H48L47 149L45 148L44 149V152L47 151L48 153L51 152L52 150L49 151V149H51V147H53V149L55 150V152H53V154H56V149L54 148L53 145H56L59 147V149H62V151L64 152V154L67 152H65V150L63 149L64 146L62 144H57L58 142V139H57V142L56 144L53 142H55V138L56 137H52L54 140L53 142L51 141V136L53 134H55V130H53L52 128V132L51 131L48 133L49 131V127H46L48 128L45 129L47 132L46 135H45V132H42V133H37V132H40V128L39 126L43 125L46 121L50 123V121L55 118V114H52V117H51V111H55V108L57 105L51 107L53 110H51L49 108L50 104L52 105V101L50 104H46L48 106L47 110L50 109L49 114L48 112L44 114L46 115H49V121L45 120V117L43 115V111L44 109L46 110V105L44 106V108L42 109V106L40 105L41 104ZM45 103V102H44ZM54 103V102H53ZM61 103V102H60ZM176 103V104H177ZM186 103V102H185ZM213 103V101L211 102ZM233 103V102H231ZM246 103V102H245ZM2 104V103H1ZM21 104V105H22ZM74 104V103H73ZM78 104V103H77ZM135 104V103H134ZM161 104V102H160ZM171 104V106H170ZM174 104V103H173ZM180 104V102H179ZM183 104V102L181 103ZM188 104V103H187ZM192 104V103H190ZM204 104V103H203ZM217 104V103H216ZM229 104V103H228ZM240 104V103H238ZM20 105V106H21ZM22 105V106H23ZM44 105V104H43ZM102 105V104H101ZM178 105V104H177ZM19 106V107H20ZM105 105H103L104 107ZM170 106V107H169ZM175 106V105H174ZM204 106H206L204 104ZM203 106V108H205ZM211 106V105H210ZM213 106V105H212ZM240 106V105H238ZM247 106V105H246ZM16 107V106H15ZM24 107V106H23ZM68 107V106H67ZM80 107V106H79ZM85 107V106H84ZM134 107V106H133ZM178 107H181V106H178ZM207 107V106H206ZM21 108V107H20ZM18 108L16 109L18 114L22 117V110ZM93 108V107H92ZM106 108V107H105ZM108 108V106H107ZM161 110L159 109V112L161 111L162 112V106H160ZM166 108V109H167ZM172 108V107H171ZM191 108V107H190ZM199 108V107H198ZM202 108V111L204 114V116L206 118H204V116L202 118L204 119H208V122L205 121V120H202L200 119L199 121H205V125H208V123L210 124L211 122V116H208L207 118V111H208V107L206 108L207 111L204 112ZM240 107H238L239 109ZM7 109V107L5 108ZM4 109V110H5ZM58 109H60L58 107ZM62 109V108H61ZM60 109V110H61ZM101 109V108H100ZM103 109V108H102ZM132 109V108H131ZM158 109V108H157ZM192 109V108H191ZM205 109V110H206ZM242 109V108H241ZM247 109V108H245ZM249 109V108H248ZM3 110V108H2ZM10 110V109H9ZM7 110V111H9ZM59 110V111H60ZM92 110V109H90ZM105 110V109H104ZM133 110V109H132ZM168 110H164L162 113L163 115L161 116V114L158 112V114L160 116H158L157 118L159 119L160 117V120H158V122L160 121V131L162 133L165 134V138L162 137V135L158 134V136L160 135V138L159 137H156L155 135L156 134H153L149 136V133H145V134H148L147 136L149 138H151L152 140H147L146 142V139H145V143L142 144V147H139L142 148V150L139 152L137 151L136 153V147L132 146L133 147V151L134 153H130L131 155L135 154V156L137 157H134V160L132 161L129 157L128 160H131L129 161L130 163H127V166L124 165V162L125 161V156H122L119 158L122 159L121 161L123 162V168H119L117 167L116 169H114L113 171L111 172H108L106 171L104 168H99L98 165V162L97 160L99 159H95V163H96V167H94V165H92L89 168H86V164H83L85 165L84 167V170L81 171V167H80V171L82 173V175H80V178L81 180L84 182V186L88 185H91V183H99V184H102L100 185V187H105L103 188V191L101 194H98L97 192L100 193V191H97L94 190V196L92 195L93 193L90 192V190L92 189L91 187H94V185H91L90 188L91 189H87L89 190L90 193L88 192H84V194L88 193L90 194L92 197H94L92 199V201L90 202H87V201H84L82 200V197L79 196V198H74L75 195L73 194L70 195V194H67V191L70 189L68 188V190H66V192H64L62 194V189L60 190V197L57 196L55 193L56 191L54 192L53 196H50V197H47L46 196V193H43V190L45 188V185H47L45 182L47 181H50L51 179V182H53V179L54 178H48V173L50 172V170L48 169V173H47V170L45 168V170L42 169V171H40L41 173L39 174H34V176L32 175V180L35 178L37 179V177L40 176V180H36V182L38 181H44L41 182L42 185H40L39 183H37L40 187L44 186V188L42 187L43 190H40L39 189H35L36 191L38 190V192L42 193V195L44 194V196L42 197L40 195H36V192L33 193L31 192H28L29 190L31 191L34 187L36 188L37 185L34 183L35 181H32L31 184H32V187L31 185L28 186L29 189L28 191L25 190L26 188V183L25 182H30L31 179H29L28 177L24 178L26 174H21L23 171L19 170L17 166H15V164H17V162H15L16 160H12L14 159L13 158V155H10L12 158H10V156L8 158H5L4 160H1L2 159V155L0 154V227H5V229L3 228V230L1 229L0 230V264H4V262H6L7 264V259L8 261L10 260L8 257L9 256H6V253H8V255L12 256L11 253L15 256V260H13L11 258V262H9V264H240L238 261H236L234 259V256L233 254L235 255L236 253L235 252H240L241 250L243 251V249H247L246 246H247V240L245 241L244 243V239L243 238H246L248 236H253L252 240L254 239V237L258 240H260V238L264 239V222L262 220H264V218H259L260 221H258V226L255 225V228L257 226V228L259 230H253L254 232L256 231V233H252V231L250 232L249 230H251V228L249 227H243L242 230L240 231L241 233H239V231L237 233H235L236 231V228L238 225V222H237V219H236V199H238V202L237 205L239 204H242V201H243V204L245 205H239V208L242 209V208H245V206L247 205L248 208L251 207V212L254 213L256 212L255 209H258V206H263L264 205V202L261 203L263 200L261 199V193L259 191H262L264 189L261 188V185L258 186L260 187L258 189V187L255 186V188H253V185L256 184V181L257 180V177L258 176H261V178L263 179V173L261 172V170H263L264 172V166H261L260 165H257L259 164L260 160L264 161V154L262 156L261 155V152H259V150L257 152L258 155L261 157L259 158V160L257 161L256 158L259 157L255 152H252L254 154H256V158H255V161H252L251 165L253 167H251L252 169L256 170L257 172L256 173H260L255 175L256 173L254 172H251L250 170H248L247 167H245L248 163L246 164H243L246 162V158L248 154H245V157H244V161H243V156H244V153H247L245 152L246 149L245 147L246 146H249L248 144H251L252 142V145L250 146H254L256 143L255 140L253 141L252 138H250V136H245V137H242L241 135V131H245L244 129H242L240 131V129L244 126H247L248 127V121L247 124H244L241 120L240 124L236 123L238 120L237 118H234L236 116H232V119L231 121L234 122V124L231 122V124H228L227 122H221V120L224 118H220L218 115L217 117H219L220 119H218L216 116V118L213 116L214 115V111H213V114H212V117L213 119L215 118V120H213V123H217L216 125L215 124H212L213 126L215 125V128L216 126H221L218 127L219 128H222L223 130L219 129L217 132H222V133H217V137L214 136L215 138H213V134H207L208 136H212L209 137L210 139L212 140H215V142H218L221 143L223 145V143H226L227 144H231L233 145L232 148L236 149V150H230L229 152L227 151L226 147L225 149L224 148H220L222 145L218 143V146L220 149H217L218 150H223L222 152L219 153V155L215 154H206V152L203 154V151L202 149H206L207 147H209L210 145H206L205 147L206 148H202V146H200L199 149H201L200 151H198L197 149L193 151L194 148H198L199 145H202V141L199 139V141H201V143H199L198 147L196 146V144L198 143V139H194L196 138L198 135L196 132H189L188 131V128H189V124L191 123L190 122V119L188 116H185V114H182L179 112L181 109L178 108L176 109L178 111V114L174 111L175 114L179 115L178 117L175 116L173 114V112H170L172 111V109L168 112ZM211 110V109H210ZM209 110V111H210ZM11 111V110H10ZM22 111V112H20ZM65 111V110H64ZM97 111V110H96ZM182 111V110H181ZM193 111V110H191ZM32 112V114H31ZM40 114H39V113ZM52 112V113H53ZM57 112V110H56ZM62 112V111H61ZM86 112V111H85ZM92 112V111H91ZM217 112V111H216ZM247 111L244 112V114L246 113ZM6 113V112H5ZM11 113V112H10ZM8 113V114H10ZM12 113H15V110L14 112L12 111ZM24 113H25V110H24ZM38 113V114H37ZM58 113V112H57ZM60 113V112H59ZM123 113V112H122ZM191 113V112H190ZM202 113V114H203ZM233 113V112H232ZM241 113V112H240ZM2 114V113H1ZM36 114V115H35ZM42 114V116H41ZM61 114V113H60ZM85 114V113H84ZM157 114V115H158ZM218 114V113H217ZM242 114V113H241ZM248 114V113H247ZM246 114V115H247ZM251 112L249 113V116H251ZM255 114V112H254ZM31 115V118L29 119L28 117ZM33 115V116H32ZM59 115V114H58ZM86 115V114H85ZM216 115V113H215ZM223 115V114H222ZM225 116V115H223ZM175 116V118H174ZM245 116V115H244ZM2 117V116H1ZM27 117V118H25ZM43 117V118H42ZM85 117V116H84ZM179 118L177 120V118ZM247 117V116H246ZM253 117V116H252ZM40 118L43 119V124L42 122H39V121H42ZM47 118V119H48ZM234 118V120H233ZM254 118V117H253ZM257 118V117H256ZM1 119V118H0ZM3 119V117H2ZM21 119V120H22ZM60 120V118H57L56 116V120ZM92 119V118H91ZM106 119V118H105ZM110 119V117H109ZM129 119V118H128ZM134 119V118H133ZM156 119V118H155ZM227 119V118H226ZM225 119V120H226ZM239 119V118H238ZM250 119V117H249ZM54 120V119H53ZM57 120V121H58ZM90 120V119H89ZM108 120V119H107ZM121 120V119H120ZM216 120H219L218 122ZM222 120V121H223ZM229 120V118L227 119V121ZM6 121V119L4 120ZM56 121V122H57ZM91 121V120H90ZM88 121L89 123L92 124V122ZM210 121V122H209ZM215 121V122H214ZM2 121H0V124H1ZM39 122V123H38ZM46 122V124L48 125V123ZM52 122H55V121H52ZM85 122V121H84ZM221 122V124L219 123ZM229 122V121H228ZM256 122V121H255ZM259 122V121H258ZM11 123V122H10ZM12 123V124H13ZM35 123H38V129H36L37 127H34L35 126L34 124ZM87 123V120L86 122L83 124L84 126L87 125V128L89 127L88 131L91 132L93 131L94 135H95V132L97 133V129L96 131L94 132L95 129H92V125H91V128L90 126H88ZM103 123V122H102ZM101 123V124H102ZM153 123V122H152ZM196 123V122H195ZM230 123V122H229ZM11 124V125H12ZM60 124L62 123H57V125H59V129H60ZM86 124V125H85ZM134 124V123H133ZM192 124H194V121L192 122ZM197 124V123H196ZM210 124V126H211ZM220 124V125H219ZM237 124V125H236ZM243 126H242V125ZM254 125V123H252ZM258 124V123H257ZM32 125V126H31ZM80 124V129H78V131L82 130V126ZM90 125V124H89ZM195 125V124H194ZM199 125V124H198ZM201 125H202V122H201ZM236 125V126H235ZM240 126L238 128V130L236 129L237 126ZM32 129H31V127ZM56 126V125H55ZM54 126V127H55ZM65 126V125H64ZM67 126V125H66ZM65 126V127H66ZM71 126V125H70ZM97 126V125H96ZM100 126V125H99ZM158 126V125H157ZM156 126V128H157ZM204 126V125H203ZM209 126V125H208ZM207 126V127H208ZM210 126L208 127V129L210 128ZM235 126V128H234ZM242 126V127H241ZM260 126V125H259ZM5 127V126H4ZM24 127V129L26 130H22ZM30 128V129H27V128ZM58 127L54 128V129H58ZM61 127V130H59L61 132L62 135H66L64 133H62L64 131V129L66 130V128L68 127ZM199 127V126H198ZM206 127V126H205ZM206 127V128H207ZM251 127V126H250ZM1 128V131L5 130V128L3 129V126L1 125L0 126ZM12 128V129H13ZM86 128V127H84ZM86 128V130H87ZM95 128V127H94ZM120 128V126H119ZM147 128V127H146ZM146 128H145V131H146ZM214 128V129H215ZM232 128H234L232 130ZM246 128V127H245ZM255 128V127H254ZM258 128V126H257ZM3 129V130H2ZM43 129V128H42ZM76 129V128H75ZM124 129V128H123ZM143 129V128H142ZM158 129V128H157ZM180 129H183V130H180ZM205 129V128H204ZM201 129L203 133H206L208 129ZM231 129V130H230ZM256 129V128H255ZM31 131V133L29 131ZM36 130V131H35ZM38 130V131H37ZM69 130V128H68ZM84 130V131H86ZM216 130V129H215ZM236 130V131H234ZM0 131V143L4 142L3 140H6V135L8 132L4 131L1 132ZM24 131V132H22ZM27 131V132H26ZM44 131V130H42ZM67 131V130H66ZM65 131V132H66ZM77 130L75 132V134L79 133ZM84 131L82 132L84 134ZM99 131H101L99 129ZM137 131V130H136ZM149 131V130H148ZM185 133H183V132ZM194 131V130H192ZM212 131V129H211ZM214 131V130H213ZM232 131V133L230 132ZM238 131V133H237ZM253 131V130H252ZM251 131V132H252ZM6 132V133H5ZM36 132V135L37 136H33V134ZM60 132L58 133L57 135V132L55 135L59 136L60 135ZM71 132V131H70ZM105 132V131H103ZM208 132L210 133V130H208ZM236 132V133H235ZM247 133L245 134H248V131L246 130ZM254 132V131H253ZM14 133V135H13ZM22 133V134H21ZM67 133V136L68 137H72L74 135V133H69V132H66ZM81 133V134H82ZM99 133V132H98ZM98 133L96 135H98ZM118 133V132H117ZM127 133V132H126ZM183 133V134H182ZM192 133H194V136ZM213 133V132H211ZM215 133V132H214ZM244 133V132H242ZM5 136H4V135ZM48 134H49V139L51 140H47L48 139ZM69 134V135H68ZM70 134H72L70 136ZM76 134V136H77ZM80 134V135H81ZM82 134V135H83ZM105 134V133H104ZM108 134V132H107ZM144 134V136H145ZM190 134H192L193 136H191ZM221 134V135H220ZM238 134V138H241L238 139L235 137V135ZM11 135V136H10ZM13 135V136H12ZM32 135V136H30ZM45 137H41L42 136ZM62 135H60L61 137L59 138H63ZM79 135V134H78ZM81 135V136H82ZM89 136V134H87ZM95 135V137H96ZM102 135L103 137V133H100V136ZM203 135V134H202ZM240 135V136H239ZM252 135V134H251ZM4 136L5 139H2ZM84 137L86 135H83ZM82 136V138H83ZM106 136V134H105ZM108 136V135H107ZM106 136V137H107ZM128 136V135H127ZM141 136V135H140ZM145 136V137H147ZM155 136V137H154ZM220 136L222 137V139L220 138ZM16 137V138H18ZM40 138V141L38 140L36 142L35 139L33 138ZM75 137V135H74ZM80 136H77V138H79ZM99 137V135H98ZM101 137V140L103 139ZM154 137V138H152ZM162 137V138H161ZM254 137V136H253ZM256 137V136H255ZM15 138V137H14ZM81 138V137H80ZM137 138H139L137 140H134V141H137L139 142V144H141L142 140L144 141L143 139V134H142V137H139V135H137ZM136 138V139H137ZM140 138L142 140H140ZM156 138V139H155ZM198 138H200V136H198ZM249 138V139H248ZM261 138V137H260ZM260 138H257L260 140ZM264 138V137H263ZM2 139V140H1ZM9 139V138H8ZM41 139H45L44 140V145L41 141ZM126 139V137H125ZM196 142H193L194 140ZM218 139V140H217ZM251 139V140H250ZM254 139V138H253ZM14 140H9L7 141L8 143H13V146H14ZM79 140V139H78ZM82 140V139H81ZM87 140V139H86ZM85 140L84 142V138L82 140V142H84V145H82L83 148L87 147L88 143L87 141ZM92 140V139H90ZM100 140V141H101ZM220 140H222L223 142H220ZM45 141L47 143H45ZM48 141H50L51 143V146L49 145ZM61 141L63 142H66L64 141V139H61ZM61 141L59 143H61ZM72 141V140H71ZM26 142L28 144H26ZM39 142V143H38ZM69 142V141H68ZM80 142V141H78ZM141 142V143H140ZM259 142V141H258ZM257 142V143H258ZM260 142H264V140L262 139ZM67 143V142H66ZM70 143V142H69ZM68 143V144H69ZM73 141H72V144H71V148L73 146ZM81 143V142H80ZM86 143H88L86 145ZM94 143V142H93ZM105 143V142H104ZM194 143V145L192 146V144ZM205 143V142H204ZM237 143L239 144L238 146ZM39 144V145H38ZM68 144H66V146L68 147ZM70 144H69V147H70ZM118 144V143H117ZM136 144V143H135ZM235 144V145H234ZM16 145H15V150L16 149ZM47 145V146H46ZM50 148H49V146ZM60 145H62L60 147ZM97 145V144H96ZM107 145V144H106ZM138 145V144H137ZM225 145V146H226ZM230 145V146H231ZM2 146V145H1ZM8 146L10 145H7L4 144L3 147L7 148ZM12 146V145H11ZM10 146V147H11ZM13 146L11 148H8L9 150H12ZM98 146V145H97ZM117 146V145H116ZM125 146V145H124ZM127 146V145H126ZM144 146V147H143ZM230 146L228 145V147L230 148ZM245 146V147H244ZM40 147V148H38ZM68 147V148H69ZM194 147V148H193ZM238 147H241V149L245 148V151H241V149H237ZM5 148H2L1 147V150H5ZM43 148V147H42ZM57 148V147H56ZM212 151L213 148H211V146L209 147ZM207 148V149H209ZM251 148V147H250ZM264 148V147H262ZM32 149V150H31ZM58 149V148H57ZM215 149V148H214ZM14 150V148H13ZM14 150V152H16ZM33 151V156H30L29 154H31L30 152L28 151ZM36 150V152H35ZM70 150V148H69ZM68 150V152H69ZM255 150V148H254ZM26 151V157H25V152ZM59 151V150H57ZM81 153H83V150H80ZM86 151V150H85ZM209 151V150H208ZM236 151V152H235ZM249 152L251 150H248ZM253 151V150H252ZM2 152H5V151H1L0 153ZM8 152V150H7ZM75 152V151H74ZM105 152V151H104ZM139 152V153H138ZM202 154H200V153ZM241 152V154H240ZM36 153V154H35ZM43 153V152H42ZM47 153V154H48ZM61 153V152H60ZM87 153V152H86ZM113 153V152H112ZM213 153V152H212ZM251 153V155H252ZM6 154V152H5ZM46 154V153H45ZM44 154V155H45ZM46 154V156H47ZM69 154H71V157L72 160H73V157H72V154L71 151L69 152ZM80 154V152H79ZM92 154H95V153H92ZM90 154V157L87 155V158L89 157L93 159V156ZM102 154V153H101ZM105 154V153H104ZM202 156H200V155ZM18 155V156H17ZM58 155V154H57ZM83 155V154H82ZM126 155V154H125ZM129 155V153H128ZM204 155L206 157V159H204ZM250 155V156H251ZM35 156V157H34ZM43 156V155H42ZM44 156V157H46ZM68 156V153L66 154V158ZM70 156V155H69ZM68 156V157H69ZM99 156V155H98ZM199 158H198V157ZM32 157V158H30ZM62 157V156H61ZM64 157V155H63ZM81 157V156H80ZM100 157V156H99ZM110 157V155H109ZM128 157V156H127ZM201 157V159H200ZM203 157V158H202ZM254 157V155L252 156ZM250 157V158H252ZM42 158V157H41ZM85 158V157H84ZM132 158V157H131ZM249 158V157H248ZM263 158V159H262ZM7 159V160H6ZM31 159V160H29ZM62 159V158H61ZM75 159V158H74ZM83 159V158H82ZM101 159V158H100ZM119 159V160H120ZM204 159V160H202ZM242 162H241V160ZM258 159V158H257ZM9 160L10 163H8L7 161ZM22 160V161H23ZM39 160V161H38ZM55 160V159H54ZM58 160V158L56 159ZM63 160H65L63 158ZM86 158L84 159V162L86 163ZM94 160V159H93ZM92 160L93 164H94V161ZM126 159V161H128ZM138 160V161H137ZM207 160V161H205ZM254 160V158H253ZM6 164H9L10 167L8 165L5 164V166L7 168H5L3 165V163ZM46 159H44V166H46ZM70 161V160H69ZM66 161L65 162H69ZM77 161V160H76ZM90 161V160H89ZM238 161H240L242 163V169L237 166H239L241 163ZM260 162V163H263V162ZM26 162V163H27ZM38 162V164H37ZM50 162V161H49ZM50 165H52L51 163H49ZM58 162V161H57ZM61 162V160H60ZM64 162V161H62ZM75 162V161H74ZM88 162V161H87ZM102 162V160H101ZM108 162V161H107ZM205 162V164L203 163ZM210 162V163H209ZM214 162V163H212ZM237 162V164H236ZM255 162V163H254ZM22 165L23 163L20 162ZM39 163L41 164V166H39ZM66 163V164H67ZM76 163V162H75ZM73 163V161L71 162V164H75ZM78 163V161H77ZM76 163V164H77ZM212 163V164H211ZM250 163V161H249ZM257 163V164H256ZM59 164V163H58ZM58 164H53L52 167H54L55 165H58ZM63 164V163H61ZM207 164H211L209 166H207ZM35 165H37V168L39 166V168L36 170L35 169ZM100 165H103V164H100ZM99 165V166H100ZM237 165V166H236ZM243 165H245V169L247 168V170H244V167ZM250 165V164H249ZM248 165V166H249ZM264 165V164H263ZM35 166V167H34ZM66 165L64 164V167ZM79 166H81V164H79ZM17 167L18 171H15L13 170V168L15 169ZM50 167V166H48ZM58 168L61 169V171L63 170L62 167H59L57 166ZM57 167L55 168L56 171H57ZM67 167H71V166H68ZM77 165L76 167L73 168V170H75L76 168V171H77ZM95 168V169H92V168ZM103 167V166H102ZM250 167V166H249ZM28 168V169H29ZM42 168H44L42 166ZM53 169V168H52ZM65 174H64V170L62 171L63 172V175L66 176V173L69 172V169H66ZM97 169V170H96ZM54 170V169H53ZM52 170V176L54 173V171ZM59 170V169H58ZM72 171V174H74V172ZM259 170V171H258ZM60 171V172H61ZM68 171V172H67ZM70 171V172H71ZM15 172V173H14ZM20 172V174H19ZM32 172V171H31ZM60 175V172L57 171ZM67 174L66 177H70L71 174ZM104 173H107L110 175V177L106 178ZM50 174V173H49ZM29 175V173L27 174V176ZM77 175V174H76ZM24 176V177H23ZM31 176V174L29 175V177ZM50 176V175H49ZM55 176V175H54ZM255 176H256V179H255ZM35 177V178H33ZM44 178V179H41ZM60 177V176H59ZM74 176H71L70 179L68 180L69 182L72 181L73 182V178ZM29 180H28V179ZM58 178V177H57ZM57 178L55 177V179L57 180ZM62 178V177H60ZM58 178L59 180H62ZM65 178V177H63ZM255 180H254V179ZM67 179V178H66ZM252 179H253V182H252ZM261 179V181H262ZM47 180V181H46ZM78 180V179H77ZM258 182H260V179L258 178ZM63 181V180H62ZM64 181H66L64 179ZM255 181V183H254ZM72 182H70V184H72ZM257 182V183H258ZM33 183H34V187H33ZM58 183V181H57ZM56 183V184H57ZM64 182H62L61 184H63ZM80 183V182H78ZM45 184V185H44ZM56 184H53V185H56ZM60 184V183H59ZM67 186H69V183L66 182ZM65 184V185H66ZM99 184H97L96 186H99ZM264 184V183H263ZM52 185V184H51ZM51 185L48 184L47 187L48 189H52L51 188ZM37 187V188H40V187ZM60 186V185H59ZM30 187L32 189H30ZM54 187V186H53ZM57 187V190L60 188L58 187V185L56 186ZM55 187V188H56ZM61 187H64V191L66 188V186H61ZM71 188H72V191L74 189V185H71ZM101 188V190H102ZM95 189V188H94ZM255 189H257V193H255ZM34 190V189H33ZM34 190V191H35ZM53 190V189H52ZM82 190V189H81ZM243 190V191H241ZM48 191V190H47ZM59 191V190H58ZM45 192V190H44ZM71 192V190H70ZM71 193H74V192H71ZM78 193V192H77ZM79 193H82L79 192ZM92 193V194H91ZM260 193V194H258ZM263 193V192H262ZM38 194V193H37ZM83 194V193H82ZM82 194H80L82 196ZM255 194L258 195L255 196ZM52 195V194H51ZM57 196L55 199L54 197ZM84 196V195H83ZM88 196V195H87ZM260 196V199H257L259 198ZM90 197V196H89ZM90 197V198H92ZM102 198V199H98V198ZM262 197H264V193L262 194ZM70 198V200H68ZM89 198V199H90ZM81 199V200H80ZM85 199V198H84ZM245 202H250V204H252L250 207L248 206V204H246ZM261 204H260V203ZM244 206V207H243ZM260 206V207H261ZM256 207V208H254ZM264 207V206H263ZM238 208V207H237ZM248 208L246 210H248ZM262 208V207H261ZM255 210V211H253ZM243 211V210H242ZM260 211V210H259ZM259 211H257L259 213ZM262 211V209H261ZM244 212L246 213V211L244 210ZM243 212V214H244ZM249 212V211H247ZM256 212V213H257ZM264 212V211H263ZM250 213V212H249ZM260 214H263V213H260ZM240 215V214H239ZM252 215V214H250ZM255 215V214H254ZM256 219L257 220L259 214H256ZM254 216V217H255ZM243 217V216H242ZM247 217V215H245V218ZM244 218V219H245ZM250 218V217H249ZM258 219V220H259ZM262 219V220H261ZM212 220V221H211ZM251 220V219H250ZM254 220V219H252ZM263 222V223H261ZM240 223V222H239ZM256 223V221H255ZM254 223V224H255ZM253 224V225H254ZM241 225H242V222H241ZM250 225V224H248ZM251 226V225H250ZM242 227V226H241ZM240 228V227H239ZM245 228V229H244ZM253 228V227H252ZM245 233H244V231ZM261 230V233H257V231L260 232ZM248 231V232H247ZM247 232V233H246ZM252 234V235H251ZM262 237H261V236ZM246 236V237H245ZM260 236V237H258ZM249 237V238H250ZM258 237V238H257ZM224 238L226 241H224ZM243 240V241H242ZM251 239L249 240L250 242L252 241ZM256 240V241H257ZM249 241H248V244H249ZM255 241V240H254ZM254 241L252 243V246H254ZM259 241H257V244L262 245L260 243H258ZM264 242V241H262ZM246 244V245H245ZM255 243V245H257ZM251 245V244H250ZM249 245V247H250ZM258 246V247H259ZM263 246V245H262ZM264 247V246H263ZM262 247V249L264 250V248ZM251 249V248H250ZM255 249V247H254ZM256 249H257V246H256ZM260 249V247H259ZM253 251V250H252ZM261 251V250H260ZM221 252H224L221 253ZM234 252V253H233ZM241 253V252H240ZM243 253H246L243 251ZM260 253V252H259ZM263 253V252H262ZM239 254V253H238ZM3 255L6 256V258L4 259L3 258ZM251 256V255H250ZM248 256V258L250 257ZM14 258V256H12ZM247 257V256H246ZM252 257V256H251ZM250 257V258H251ZM247 260V259H246ZM244 262V261H243ZM243 262H241L243 264ZM246 262V261H245ZM250 262V261H249ZM262 262V261H261ZM258 263V262H257ZM256 264V263H255ZM260 264V263H258Z\"/></svg>",
	"mask_w": 264,
	"mask_h": 264
}]
</instances>
